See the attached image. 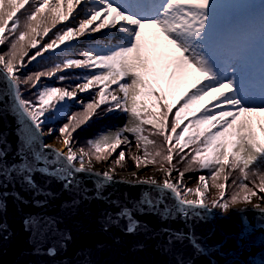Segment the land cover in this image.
I'll return each mask as SVG.
<instances>
[{
	"label": "snow or ice",
	"instance_id": "1",
	"mask_svg": "<svg viewBox=\"0 0 264 264\" xmlns=\"http://www.w3.org/2000/svg\"><path fill=\"white\" fill-rule=\"evenodd\" d=\"M210 13L211 0H0V47L6 46L0 52V82H7L14 109L24 121L17 163L25 161L19 168L7 164L8 153L0 147V189L5 181L20 183L34 197L51 199L54 194L36 182V174L57 178L65 173L66 189L72 186L74 174H85L106 185L164 191L175 198L185 216L186 209L223 214L237 204L245 207L234 209L236 215L253 211L264 216V207L252 203V197L264 201L260 195L264 193V106L247 102L236 77L225 76L206 50ZM95 34L104 35L107 44L21 75L45 53L64 51ZM73 69H83L85 74L77 77L78 83L66 84L70 77L60 73ZM53 78L56 84L44 83ZM181 88L187 91L179 94ZM26 91L34 99L25 98ZM81 93H92L91 99L78 100L81 110L67 115L66 102L77 100ZM115 111L126 114L122 124L87 139L86 147L74 151L79 130ZM64 116L66 122L58 128L50 126L45 133V124L54 125ZM54 133L63 139L67 151L44 142L45 136L57 138ZM5 143L0 138V145ZM133 145L142 151L130 157L136 167L159 164L158 171L165 177L162 182L155 176L141 178L133 172L119 177L93 167V157L102 161L113 155L120 165ZM61 160L67 169L55 167ZM173 172L178 174L175 178ZM192 172L206 173L195 178V189L185 182L186 174ZM209 181L222 191L218 200L206 203ZM188 195L197 198L188 199ZM17 199L22 197L17 194ZM33 202L44 207L47 201ZM145 204L155 207L150 200ZM5 207L0 191V211ZM125 215H129L127 231L135 233L138 222ZM26 223L32 228L51 227L54 222L29 218ZM250 227L243 224L241 240ZM185 239L203 251L195 232L191 238L170 236L173 244ZM48 252L55 255V249Z\"/></svg>",
	"mask_w": 264,
	"mask_h": 264
},
{
	"label": "water",
	"instance_id": "2",
	"mask_svg": "<svg viewBox=\"0 0 264 264\" xmlns=\"http://www.w3.org/2000/svg\"><path fill=\"white\" fill-rule=\"evenodd\" d=\"M0 88L4 90L0 138L6 141L0 147L8 153L7 164L23 167L25 161H17L24 121L14 109L7 82H0ZM50 159L55 161V155L50 154ZM55 167L67 169L62 160ZM64 174L35 175L36 182L54 194L51 199L34 197L22 184L5 181L0 189L6 204L0 211V264H264V216L253 211L234 214V209L245 205L223 214L186 209L185 216L175 198L164 191L106 185L85 174H74L72 186L66 189ZM37 198L46 199V206L35 204ZM125 213L138 222L135 233L127 231ZM29 218L54 223L29 228ZM242 221L251 225L243 240L239 238ZM193 232L201 238L203 251L194 249L188 239L175 244L170 240L172 234L191 238ZM49 249H55V255Z\"/></svg>",
	"mask_w": 264,
	"mask_h": 264
},
{
	"label": "rangeland",
	"instance_id": "3",
	"mask_svg": "<svg viewBox=\"0 0 264 264\" xmlns=\"http://www.w3.org/2000/svg\"><path fill=\"white\" fill-rule=\"evenodd\" d=\"M95 35L85 36L80 41L92 38ZM98 35L102 36V34ZM150 35L149 33V36ZM102 37L105 38L104 36ZM77 43L78 42H76L73 47H75ZM213 44L220 46L222 63L220 69L224 72V75H234L239 82L240 90L246 98V101L259 105L258 100L264 98V0H211L210 21L204 40V46L208 52ZM58 51L63 52L60 50ZM30 54L32 53L30 52ZM47 56L48 55L44 54V57ZM39 59L40 58L37 60ZM252 71H254L255 74L249 77L248 75ZM184 91V88H181L179 94H183ZM87 94L88 93H81L78 95L77 100L67 101L64 112L67 115H71L78 106L81 107L77 101L82 100L83 95L85 96ZM88 123L86 125H88ZM55 124L58 125V121ZM56 125L55 127H57ZM45 129V131L48 130L47 127H45ZM54 136L57 137L55 139L58 141H63V139L59 137V134ZM55 139L51 137L49 140L53 141ZM76 147L80 146L76 144L75 148ZM141 154V149H137L133 145L131 151L126 152V159L121 161L120 165L115 163L117 159L115 155L102 161H96L94 157L92 159L96 164L106 162L108 166L111 165V167L113 166L124 170L133 167L138 168L130 157ZM151 166L153 167L146 168L143 163H141L138 169L149 172L153 168L160 167ZM177 175L176 172H173V178ZM164 178L165 177L162 176L158 180L162 182ZM185 182L187 183V187L195 183V181L190 182L187 176H185ZM221 191L220 188L213 186L212 189L207 191L205 202L211 203L212 200H218L221 196ZM260 195H263V193ZM254 201L260 204L263 202L256 197H252V203H254Z\"/></svg>",
	"mask_w": 264,
	"mask_h": 264
},
{
	"label": "trees",
	"instance_id": "4",
	"mask_svg": "<svg viewBox=\"0 0 264 264\" xmlns=\"http://www.w3.org/2000/svg\"><path fill=\"white\" fill-rule=\"evenodd\" d=\"M118 35H119V33H118ZM102 36H104V35H102ZM102 36L96 34L92 38H89L90 41L88 42V45L85 47H79V45L77 43L75 47L67 49L66 51H63L59 54L49 53L47 57L43 56L39 60L33 61L31 64H29L27 66V68H25L23 70L21 75L22 76L27 75L30 72H36L39 70H44L46 68L52 67L55 63H61L64 59H66L68 57H74V58L79 57L80 54L84 50L90 49V48H95L97 45H106L107 44V38L105 36H104L105 38H103ZM5 50H6V46L0 47V52H3ZM208 53L213 57V59L216 61L217 65L219 67H221L219 45L213 44ZM60 74L67 75L70 77V79L65 82L66 84H76L79 82L77 77L84 75L85 70L73 69V70H69L67 72H62ZM253 74H254V72H252L250 74V76H252ZM44 83L56 84L57 81L55 78L50 79V80L46 79V80H44ZM113 87H115V86H113ZM184 89H186V88H184ZM32 92H35V89H32ZM24 95H25V98L34 99V96L27 91L24 93ZM91 96H92V93H88L87 95H85L83 97L82 100L88 101L89 99H91ZM258 102H259V105L264 106V99H259ZM177 107H178V105H177ZM79 110H81L80 106H78L73 113H75ZM173 111H175V109ZM125 119H126V114L123 112H120V111H115L113 113H109V114L105 115L103 119L94 118L93 120L89 121L88 125H85L81 130H79L75 134V139L77 141H79V144H78L79 146H85L86 147L85 141L87 139L97 135L100 132L107 130L110 127H115L117 125L122 124L125 121ZM170 119H171V117H170ZM66 120H67V117L64 118L63 120H61L60 122H58V125L60 126L62 123L66 122ZM86 150H87V148H86ZM186 151H188V150H186ZM173 162L175 163V160ZM157 166H160V165L159 164L154 165V167H157ZM165 167H167V165H165ZM200 174H206V173L192 172V173H187L186 176L187 177H195V176H198ZM220 182H223V181L221 180ZM229 183H231V181H229ZM227 191H230V190H227ZM241 195H244V194L242 193Z\"/></svg>",
	"mask_w": 264,
	"mask_h": 264
},
{
	"label": "bare ground",
	"instance_id": "5",
	"mask_svg": "<svg viewBox=\"0 0 264 264\" xmlns=\"http://www.w3.org/2000/svg\"><path fill=\"white\" fill-rule=\"evenodd\" d=\"M89 41H90L89 39H84V40L78 42V45H79V47H85V46L88 45ZM66 117L67 116L62 117L61 120H63ZM61 120H59L58 122H60ZM50 126L55 127V125L45 124L44 125V131L46 130L45 127L49 128ZM58 127L59 126L57 125V128ZM45 133H47V131H45ZM57 134L58 133H54V135H57ZM45 138L47 139V143L51 144L53 147H56V148L60 149V151H62V152L67 151V146L63 143V141H58L57 139L51 141V140H49V139H51V137H49V136H45ZM73 149H74V151H78V149L75 148L74 146H73ZM84 163H85V165H87V163H88V159L87 158L85 159ZM92 165H93L94 168L106 169L108 171L114 172V173L119 174V175L124 176V177L125 176L130 177L131 173H133V172H136L141 178L155 176L157 179H159V178H161L163 176V174L158 171L159 168H153L149 172H145V171H143L141 169H138V168H135V167L121 170L120 168H117V167H113V166L111 167V165L108 166V164L106 162H102L101 164H96L93 159H92ZM130 169H132V170H130ZM197 186H198V183H197V181H195V183L194 184H190L189 187L195 189ZM209 189H212L210 184H209L208 190ZM187 198L188 199H196L197 197L195 195H188ZM256 202L257 201H254L253 204H256ZM240 205H243V204H237V205L232 206L231 208H229L228 212H231V210L235 206H240ZM261 207H264V201L262 202Z\"/></svg>",
	"mask_w": 264,
	"mask_h": 264
}]
</instances>
